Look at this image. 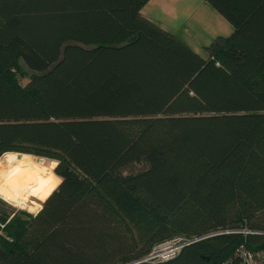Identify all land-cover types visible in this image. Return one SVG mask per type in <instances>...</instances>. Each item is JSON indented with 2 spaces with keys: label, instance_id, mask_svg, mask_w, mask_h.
<instances>
[{
  "label": "trees",
  "instance_id": "obj_1",
  "mask_svg": "<svg viewBox=\"0 0 264 264\" xmlns=\"http://www.w3.org/2000/svg\"><path fill=\"white\" fill-rule=\"evenodd\" d=\"M149 1L0 0V157L56 163L38 214L0 199V264L264 254V0H206L233 25L208 57Z\"/></svg>",
  "mask_w": 264,
  "mask_h": 264
},
{
  "label": "rangeland",
  "instance_id": "obj_2",
  "mask_svg": "<svg viewBox=\"0 0 264 264\" xmlns=\"http://www.w3.org/2000/svg\"><path fill=\"white\" fill-rule=\"evenodd\" d=\"M195 6L196 5L194 1L192 0L191 11L192 13L194 12L195 15H192L191 13L187 17H175L174 20V18L171 16H166L162 18L158 15V13H152V16L154 17L152 20L156 21L166 30L178 35L200 55L208 57V50L206 47L211 44L216 39V37L220 35H230L233 32V26L224 17L219 15V12L214 8H210L211 13L206 12L203 13V17H198L197 14H199L200 10L196 13V10H198L197 8L199 7L195 9ZM144 16L146 15L144 14ZM214 17H219L221 20H223V22L225 21V25L220 24L218 21L215 20ZM198 18H201L202 20L204 19L206 24L199 26L198 22L196 21ZM23 68L27 74H31V71L27 69L25 65H23ZM28 81L29 78L27 76L22 80V84H26ZM3 156L0 157V159L3 158ZM5 157L10 158V162L12 164V171L15 177L24 187L28 188L31 192L33 191V188H35L42 182L45 176L49 174L56 165V163L53 161L46 159L43 160L41 158L38 160L39 157L29 156L25 154L21 158H19L18 154L16 153H9L8 155H5ZM140 169H143V166L137 164L127 168L128 171H137ZM42 203L43 201H40L30 195L29 199L26 201H11V203L8 204L16 208L25 209L27 211H29L28 209L30 208L39 211L42 207Z\"/></svg>",
  "mask_w": 264,
  "mask_h": 264
},
{
  "label": "crops",
  "instance_id": "obj_3",
  "mask_svg": "<svg viewBox=\"0 0 264 264\" xmlns=\"http://www.w3.org/2000/svg\"><path fill=\"white\" fill-rule=\"evenodd\" d=\"M193 1L196 5L195 9L197 7H199V8H197L198 10H196V13L200 10L199 14H197L198 17H203V15H204L203 13H206V12L211 13L210 8H214L206 0H193ZM191 6H192V0H150L146 4V6H144L142 12H143V14H145L146 16H148L151 19L154 18L152 16V13H158V15L162 18L166 17V16H171L175 20V17H180V16L187 17V16H189L192 13ZM218 14L221 15L220 13H218ZM192 15H195L194 12L192 13ZM222 17H224V16H222ZM214 18L220 24L225 25V21L223 22V20H221L219 17H214ZM196 21L198 22L199 26L206 24L205 20L204 19L202 20L201 18H198Z\"/></svg>",
  "mask_w": 264,
  "mask_h": 264
},
{
  "label": "built area",
  "instance_id": "obj_4",
  "mask_svg": "<svg viewBox=\"0 0 264 264\" xmlns=\"http://www.w3.org/2000/svg\"><path fill=\"white\" fill-rule=\"evenodd\" d=\"M4 224H2V227ZM228 232L233 233H247L246 230H230ZM188 242H184L181 238H175L169 241H166L158 245L153 252L148 255L144 260L146 261H167L175 258L185 247ZM236 256L240 258L241 264H263L264 263V254L261 252H255L249 249L245 244L240 245L237 250ZM231 262V259L228 261ZM226 262L225 264H228Z\"/></svg>",
  "mask_w": 264,
  "mask_h": 264
},
{
  "label": "bare ground",
  "instance_id": "obj_5",
  "mask_svg": "<svg viewBox=\"0 0 264 264\" xmlns=\"http://www.w3.org/2000/svg\"><path fill=\"white\" fill-rule=\"evenodd\" d=\"M0 162V190H2L4 196L15 202L28 200L32 192L15 177L10 158L4 156L0 159Z\"/></svg>",
  "mask_w": 264,
  "mask_h": 264
},
{
  "label": "clouds",
  "instance_id": "obj_6",
  "mask_svg": "<svg viewBox=\"0 0 264 264\" xmlns=\"http://www.w3.org/2000/svg\"><path fill=\"white\" fill-rule=\"evenodd\" d=\"M6 155H8V154H6ZM13 159H14V157H13ZM60 183H62V180L61 179H57L56 180V185H59ZM49 195L51 194L50 192L48 193ZM0 199H4L6 202H8V203H11V201H8V199H7V197H5L4 195H3V192H2V190H0ZM29 211H31V212H33V214H38V210H36V209H28Z\"/></svg>",
  "mask_w": 264,
  "mask_h": 264
},
{
  "label": "water",
  "instance_id": "obj_7",
  "mask_svg": "<svg viewBox=\"0 0 264 264\" xmlns=\"http://www.w3.org/2000/svg\"><path fill=\"white\" fill-rule=\"evenodd\" d=\"M23 155H24V153H18L19 158H21ZM40 158H41V157H39L38 160H39ZM41 159H43V158H41ZM43 160H44V159H43ZM139 262H140V261H139ZM136 263H138V262H136ZM136 263H133V264H136Z\"/></svg>",
  "mask_w": 264,
  "mask_h": 264
}]
</instances>
